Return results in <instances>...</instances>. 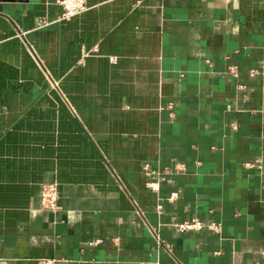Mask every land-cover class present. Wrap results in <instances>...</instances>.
I'll return each instance as SVG.
<instances>
[{
	"label": "crops",
	"instance_id": "obj_1",
	"mask_svg": "<svg viewBox=\"0 0 264 264\" xmlns=\"http://www.w3.org/2000/svg\"><path fill=\"white\" fill-rule=\"evenodd\" d=\"M87 7L0 0V264H264V0Z\"/></svg>",
	"mask_w": 264,
	"mask_h": 264
},
{
	"label": "built area",
	"instance_id": "obj_2",
	"mask_svg": "<svg viewBox=\"0 0 264 264\" xmlns=\"http://www.w3.org/2000/svg\"><path fill=\"white\" fill-rule=\"evenodd\" d=\"M87 1L88 0H56V3L63 7L64 13L60 20H70L71 18L80 15L84 13L88 7H87ZM112 62H116L117 58L112 57ZM229 74H231L234 77H239V67L238 66H230L228 68ZM1 114V110H0ZM233 128L236 129L237 126L233 125ZM186 169L185 165L183 163H178L174 168H165L160 174H158V178L156 176V171L151 168L150 165H145L143 167V171L145 174L151 178V180L147 183V187L151 188L152 190H159L160 189V182L165 180V176L169 175L171 173H178L182 172ZM164 175V177H163ZM60 188L59 183L57 181H54L52 183H46L43 184L41 187V193H40V201L42 209L56 212L61 209L60 206ZM178 197L177 193H173L171 195V199H176ZM178 231L180 232H189V231H196L201 230L205 227L204 222L200 221L199 219H192L190 221H185L183 223L177 224L175 226ZM210 228H218L219 225L211 224L209 226ZM170 251L172 250L171 247H169ZM36 264H56V261L54 259H42L38 261ZM154 264H160L159 262H156Z\"/></svg>",
	"mask_w": 264,
	"mask_h": 264
}]
</instances>
